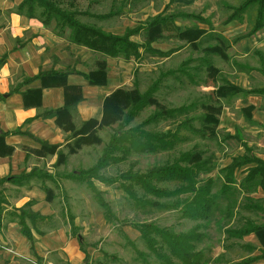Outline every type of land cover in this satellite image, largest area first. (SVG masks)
Here are the masks:
<instances>
[{
	"label": "rangeland",
	"instance_id": "rangeland-1",
	"mask_svg": "<svg viewBox=\"0 0 264 264\" xmlns=\"http://www.w3.org/2000/svg\"><path fill=\"white\" fill-rule=\"evenodd\" d=\"M10 1L0 0V19L6 18V13L13 10L2 12V7ZM62 1L64 7L70 3L73 9L81 12L77 15L81 22L114 33H122L126 27H133L157 14L183 13L199 17L176 16L173 24H168L163 29L162 37L154 41L152 46L166 54L161 55L141 48L139 58L119 59V70H116V59L108 60L114 74L122 73L124 76L119 87L122 90L143 92L156 81L154 95L160 104L167 108L193 104L187 114H179L175 118H160L156 122L148 123L145 128L173 130L178 121L186 116H196L202 111L203 104L210 103L221 107L218 136L202 138L198 133L182 128L179 132L181 138L173 148L154 153L132 154L127 160L102 168L100 173L106 180H91L109 206L111 215L106 218L104 209L86 182L67 174L85 170L95 164L127 109L126 103L122 101V111L114 115L115 121L92 127L91 133L94 136L90 140L78 141L79 135L74 136L72 128L65 130L64 140L57 144L60 145V150H57L58 146L55 149L47 148L46 154L56 153L54 162L46 167L50 171L41 169L39 173L35 170L29 176L26 174L31 170L22 171L11 176V182H18L16 179H20L19 176L26 175L21 184L4 183L5 180L0 182V211L6 207V196L19 199L22 195H37L41 192L53 212L50 215L43 214L38 228L50 231L54 236L59 231H65L67 237L81 240L87 256L78 264H168L146 245L140 232L128 223H151L173 233H184L197 226L196 230L204 235L201 241L195 243L196 250L202 253L200 264H234L242 258L261 255V244L254 233L239 238L226 232L229 228L240 227L246 219L264 221L263 213L245 206L249 204L247 194L239 183L244 171L237 170L235 183L223 188L224 176L219 169L228 164L233 156L245 152L238 139L225 137L226 134L236 133L255 155L264 160V90L228 96L218 94L216 99L210 94L211 89L225 87L228 83L243 89H264V24L255 32H250L255 24L257 6L251 5L241 16L229 20L233 7L243 0ZM110 10L115 14L107 18L89 15L104 14ZM39 11L40 9L35 14L37 18H40ZM48 28L64 39L61 40L62 43L69 42L68 28L58 33L54 28V21ZM132 38L141 42L144 39L143 33L135 34ZM95 58L96 65L101 61L107 64L108 57L96 53ZM153 109L154 106L144 107L133 116L130 124L141 123ZM80 124H73V127L78 128ZM191 124L199 127L200 121L196 118ZM191 149L201 151L202 156L209 159L208 165L212 167L210 174L214 183L211 193L215 204L206 219L184 217L180 210L173 207L157 208L142 202L135 203L120 186L129 183L119 176L120 173L128 170L144 171L152 165L171 162L180 152ZM59 151L61 156H57ZM31 176H37L33 183L29 181ZM158 185L172 189L175 182H162ZM135 191L142 201L147 199L171 202L170 198L143 194L137 186ZM249 196L259 199L255 201L264 206V192L261 189L258 188ZM10 203L14 202H9L8 205L11 206ZM155 237L160 241L159 236ZM249 245L254 247L249 248ZM0 250L29 264H70L69 260L59 257L57 251L48 252L45 256L37 255L35 251L27 255L16 251L7 243H0ZM162 250L168 251L164 247ZM171 263L184 264L176 257H172ZM250 264H264V258Z\"/></svg>",
	"mask_w": 264,
	"mask_h": 264
},
{
	"label": "trees",
	"instance_id": "trees-1",
	"mask_svg": "<svg viewBox=\"0 0 264 264\" xmlns=\"http://www.w3.org/2000/svg\"><path fill=\"white\" fill-rule=\"evenodd\" d=\"M62 2V0H21L15 6L14 11L28 18H34L36 11L40 9L39 19H41L42 24L48 26L54 21V28H56L58 33L64 31V28H68V39L70 42L83 45L101 56L120 57L124 60L139 58L141 48L161 55L166 54V52L152 46L154 41L162 37L163 29H166L168 24H173V20L176 16L199 18L183 13H178L179 15L177 13L168 15L157 14L133 27H126L122 33H114L102 27L81 22L77 17L81 12L77 9H73L70 3L69 6L64 7ZM251 5L257 6L255 24L250 31L252 33L264 24V0H243L239 5L233 7V11L228 19L230 20L241 16L242 12L247 10ZM82 12L86 13L85 11ZM113 14H115L114 11L110 10L104 14L92 13L89 15L98 18H107ZM35 18H37V16ZM141 32L144 37L143 41L139 42L132 38L133 35ZM5 56L4 54L0 57V64L4 62ZM69 72H71V70L40 71L38 74L26 78L22 81V84L31 82L35 79H40L42 84H63L65 74ZM106 74L107 65L105 61H101L97 63L96 69L84 74V77H86L91 84L101 85L106 83ZM20 84L13 87L12 90L18 91ZM156 88V81L143 92H130L117 88L105 97L101 119H87L82 121L78 128H74L73 123H67L70 117V106L76 102V98L70 101L67 100L61 107L44 112V115L55 116L56 123L64 130L72 128V134L74 136L79 135L77 140L84 142L90 140L92 135L94 136V133H91L92 127H95L99 123L114 122V115L122 111L120 108L122 101L126 103L127 109L117 122L108 143L103 147L102 153L95 164L85 170L71 171L67 174V176L86 182L96 200L104 209L106 218H109L111 215L109 206L100 196L99 191L93 186L91 180V178H96L101 181L106 180L100 173L102 168L112 163L127 160L132 154L154 153L171 149L181 138L179 132L182 128H188L198 133L202 138H216L218 136V116L221 107L210 103L203 104L202 111L196 116H186L182 120L179 119L180 121L177 122L173 130L170 128L166 130H150L145 128L144 126L148 123L156 122L160 118H175L179 114H187L188 111L193 108V104L191 103L179 107L167 108L157 101L154 95ZM263 90L264 89H243L238 85L228 83L225 87L211 89L210 94L213 99H216L218 94L228 96L238 93L262 92ZM22 95L24 104L28 105L29 102L27 100L29 99L32 100L35 98L37 101L39 100L40 89L35 88L31 91H26L22 93ZM78 98L79 96L77 99ZM146 106H154L152 113L141 123L131 125L130 122L133 116ZM196 118L200 121L199 127H193L191 124ZM13 132L19 133L20 131L14 130ZM225 137L238 139L244 146L245 152L233 156L228 164L219 169L224 176L222 187L225 188L235 183L236 171L242 169L244 175L239 183L245 194H247L246 199L249 202V204H245V206L258 210L264 214V206L255 201L259 199H253L249 196V194L256 191L258 188L264 192V160L255 155L246 142L241 140L236 133L226 134ZM37 140L40 142L41 148L46 147L55 149L56 146H58L57 144H48L41 139ZM57 156H61L60 151L59 153L57 152ZM209 162L207 157L202 156L201 151L195 149L185 150L180 152L171 162L155 164L144 171L128 170L124 173H120L119 176L129 181L128 184H121L120 186L135 203L142 202V204L153 205L157 208L173 207L180 210L184 217L191 219H206L215 204L213 194L211 193L214 178L210 174L212 167L208 165ZM32 171L33 170L26 175H31L33 173ZM26 175H21L19 177L22 178ZM6 179H8V177H3L0 179V182ZM168 181L175 182V186L172 189H166L158 185L159 183ZM136 186L142 190L143 194L153 195L156 198H170L171 202H158L157 200L149 201L147 199H143L142 201L136 194ZM1 202L0 199V204ZM31 204L32 201H28L19 207L17 209L19 210L17 218L21 226V233L31 243L30 249L33 253L34 235L26 221L29 220L31 223H34L35 219H42L43 216L36 211H32L29 208ZM128 224L140 232V236L145 241L146 245L154 251L162 261H167L168 264H172V257H176L184 264H200V261H202V253L196 250L195 243L201 241L204 235L196 230L197 226L184 233H173L151 223ZM226 232H228L230 236L239 238L254 233L261 244L259 248L261 255L242 258L234 264H250L259 258H264V221L255 222L246 219L240 227L229 228ZM71 233L73 234L72 226ZM155 236H159L160 241ZM78 241L80 250L84 253V258H86L87 254L81 245V240ZM163 247L167 248L168 251L162 250ZM253 247L254 246L249 245V248Z\"/></svg>",
	"mask_w": 264,
	"mask_h": 264
},
{
	"label": "crops",
	"instance_id": "crops-1",
	"mask_svg": "<svg viewBox=\"0 0 264 264\" xmlns=\"http://www.w3.org/2000/svg\"><path fill=\"white\" fill-rule=\"evenodd\" d=\"M20 1L11 0L6 3L2 12L13 10L6 13V18L0 19V57L6 55L4 62L0 64V179L8 177L4 183L10 184L22 183L25 177L16 179L18 182H11L10 179L22 171H50L46 167L54 162L56 153L46 154L48 149L41 148L37 139L60 144L66 132L56 123L55 116L44 115L45 111L61 107L67 100L76 98V102L70 106L68 124L79 125L90 118L100 120L105 97L124 81L122 73L114 74L109 61L116 59V70H119L121 58L108 57L106 83L91 84L84 74L96 69V53L70 41L62 43L61 40L64 39L43 25L41 19L16 13L14 7ZM47 70L71 72L65 74L63 84H42L40 79L22 84L26 78ZM19 84L18 91L12 90ZM35 88L40 89L39 100L29 99L28 105H25L22 93ZM14 130L20 132L15 133ZM57 150H60V145ZM36 177L31 176L29 181L33 183ZM19 197L6 196V207L0 213V243L10 244L16 251L31 255V243L21 233L17 209L32 201L29 208L42 216L50 215L53 211L41 192ZM11 201L14 203H10V206L8 204ZM40 221L41 219L34 223L26 221L34 235L33 248L36 254L45 256L48 252L57 251L59 257L69 260L70 264L80 263L84 256L82 257L78 241L67 237L65 231H59L54 236L50 231L39 229ZM0 264L29 263L0 250Z\"/></svg>",
	"mask_w": 264,
	"mask_h": 264
}]
</instances>
